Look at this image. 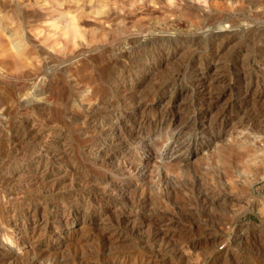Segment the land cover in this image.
<instances>
[{"label":"rangeland","instance_id":"1","mask_svg":"<svg viewBox=\"0 0 264 264\" xmlns=\"http://www.w3.org/2000/svg\"><path fill=\"white\" fill-rule=\"evenodd\" d=\"M223 29L233 37L221 44L213 34ZM161 48L172 56L158 58L159 67L141 76L146 56ZM262 56L264 0H0V233L6 235L0 240V264H264ZM197 72H206L208 80L252 74L249 86L233 87L261 93L236 104L227 90L214 110L225 108L231 121L220 131L210 127L201 141L186 131L189 144L173 146L167 115L178 111L177 123L194 118L198 101L187 95ZM122 84L136 86L145 104L142 115L138 110L130 117ZM171 93L180 96L173 103L167 101ZM159 96H164L161 106ZM107 112L115 115L111 122L129 124L143 135L134 141L125 134L127 144L120 145L129 149L124 163L137 165L131 173L116 169L115 158L103 161L87 149L100 139L91 133L92 121H107ZM140 117L144 121L137 126L133 119ZM119 150L115 147L114 154ZM185 158L182 167L178 160ZM36 166L67 179L53 191L58 200L69 203L65 189L81 185L96 194L89 203L100 212L80 209L73 219L69 204L54 208L44 199L48 226L21 224L23 201L48 190L39 174L29 172L35 183L24 182L31 178L21 172ZM242 170L249 179L241 177ZM62 211L65 225L53 220ZM159 228L167 233L155 236ZM19 235L24 241L10 244Z\"/></svg>","mask_w":264,"mask_h":264},{"label":"bare ground","instance_id":"2","mask_svg":"<svg viewBox=\"0 0 264 264\" xmlns=\"http://www.w3.org/2000/svg\"><path fill=\"white\" fill-rule=\"evenodd\" d=\"M221 5V4H220ZM215 6V5H214ZM219 6V5H218ZM244 6V5H243ZM217 7V6H216ZM216 7H215V9H216ZM222 7H223V5H222ZM221 7V8H222ZM218 8H220V7H218ZM223 9V8H222ZM229 9H230V7H229ZM156 12V11H155ZM225 12V11H224ZM153 14V13H152ZM128 19V18H127ZM259 23V22H258ZM262 23V22H261ZM74 26V25H73ZM76 26V25H75ZM248 26V25H247ZM247 26L245 27V28H247ZM255 26V25H254ZM244 27V26H243ZM249 27V26H248ZM254 29V28H253ZM75 30V29H74ZM240 30H243V28H242V26H241V28H240ZM208 31V30H207ZM233 30H231V32H232ZM235 31V30H234ZM233 31V32H234ZM246 31V30H245ZM94 32V31H93ZM258 32V31H257ZM245 33V32H244ZM206 34V33H205ZM210 34V33H209ZM212 34V33H211ZM260 35V34H259ZM149 37V36H148ZM232 37L233 36H231V34H230V32H229V29H223V30H218V31H216V32H214V34H213V38L214 39H219L220 41H221V44H223V42H225V41H230L231 39H232ZM235 37V36H234ZM258 38V37H257ZM169 39V38H168ZM201 39V38H200ZM110 40V39H109ZM152 40V39H151ZM72 41V40H71ZM219 41V42H220ZM91 42V41H90ZM151 42H153V41H151ZM107 43V42H106ZM146 43V42H145ZM218 43V42H217ZM220 44V45H221ZM217 45V44H216ZM74 46V45H73ZM84 46V45H83ZM72 48V47H71ZM220 48L221 47H217V49H216V51L215 52H218V50H220ZM74 50V49H73ZM71 51V50H70ZM72 52V51H71ZM126 52V51H125ZM73 53V52H72ZM105 53V52H104ZM148 53V52H147ZM172 54H173V52H171V50H169V49H167V48H161V49H159V51L158 52H155L154 53V55L152 54V53H150V54H148L146 57V60H148L147 62H144L143 64H141L140 65V68H141V70H142V74H141V76H147V75H149L150 73H152L154 70H156L158 67H159V65L158 64H155V62H157V60H158V58H162L163 56H172ZM216 54V53H215ZM74 55V54H73ZM126 55V54H125ZM263 55V54H262ZM263 57V56H262ZM94 58V57H93ZM144 60H145V58H143ZM219 59V58H218ZM260 59H261V56H260ZM262 60L264 61V57L262 58ZM218 61V60H217ZM140 63V62H139ZM214 65V64H213ZM210 66V65H209ZM215 67V66H214ZM89 68V67H88ZM208 68V67H207ZM214 69V68H213ZM258 69V68H257ZM256 69V70H257ZM200 71V70H199ZM242 71V70H241ZM80 72V71H79ZM137 72V71H136ZM195 72V71H194ZM237 72V71H236ZM243 72V71H242ZM246 72V71H245ZM244 72V73H245ZM259 73H260V75H264V67H261V68H259V71H258ZM86 75V74H85ZM193 75V74H192ZM210 75V74H209ZM217 75H218V73H217ZM222 75V74H221ZM234 75V74H233ZM250 75H252V74H250ZM250 75H248V74H246V75H243V73L242 74H237V75H235L233 78H224L223 76H221V77H219V78H209L210 80H208V78H207V76H206V72H197V73H195L194 75H193V79H192V81H191V84H192V88H191V94H189V95H187V97H192V98H194L195 100H197L198 101V103L196 104L197 105V107L194 109V118H192L190 121H188V120H184V121H182V122H175L178 118H180V113L178 112V111H172V110H169L170 111V113H169V115H167V122H168V124H169V126L171 127V143L173 144V146H181V145H183V147L184 146H187L188 144H189V140H186L185 138H183L184 137V135H185V133H188V132H186V131H189V132H191V130L194 132L193 134H194V136L195 137H200V141L201 140H204L203 138V136H207L208 137V135H210L211 134V130L214 128L215 130H218V131H220V130H222L230 121H228L227 119H226V116H227V111H226V109L225 108H221V109H219V106H218V110H217V112L214 110V108H215V106L217 105V103L222 99V97H223V95H224V93L227 91V90H229V101L230 102H232V103H240L242 100L244 101V102H247V100L249 99V97H251V99L253 100L255 97H259L260 96V91L259 92H257V90H248L247 88H246V86H245V88H243V89H238L236 86L235 87H233L234 86V84L235 83H243V85L244 84H247V86H249L250 85V83H251V76ZM254 75V74H253ZM256 75V74H255ZM138 76V75H137ZM87 77V76H86ZM210 77V76H209ZM218 77V76H217ZM259 77V76H258ZM88 78V77H87ZM92 78V77H91ZM135 78H136V76H135ZM139 78V77H138ZM254 79V78H253ZM256 80V79H255ZM164 82V81H163ZM160 83V82H159ZM215 83L217 84V83H221L220 85H221V89H220V91H218V92H214V87H215V89H216V86H215ZM156 84H157V82H156ZM162 84V83H161ZM160 84V85H161ZM256 84H257V82H256ZM158 86H160L159 84H157ZM171 85V84H170ZM219 85V86H220ZM157 86V87H158ZM180 86V85H179ZM161 87H162V85H161ZM171 87V86H170ZM176 87V86H175ZM121 92H123L126 96H127V102L128 103H126L127 105L129 104V106H130V108L132 109L131 110V114H132V116H130V117H134L135 115V113H136V111H138L139 110V112H140V114L144 111V108H145V104H144V106H142L143 104L141 103V102H143L144 100H143V98L142 97H139L138 95H136L135 94V91H136V86H134L133 84H122L121 85ZM152 88H153V86H152ZM179 88V87H178ZM154 89V88H153ZM161 89L162 88H157L156 90H155V92L154 93H158V95H160V94H163L162 93V91H161ZM218 89V90H219ZM165 90V89H164ZM163 90V91H164ZM151 91V90H150ZM167 91V90H166ZM169 91V90H168ZM189 91V90H188ZM217 91V90H216ZM190 92V91H189ZM150 94V93H149ZM166 94V93H165ZM174 93H171V94H169V98L167 99V101L169 102V103H173V102H175V99L178 97H180V96H178V94L177 95H173ZM185 94V93H184ZM183 94V95H184ZM123 95V94H122ZM153 95V94H152ZM173 95V96H172ZM150 96V95H149ZM185 96V95H184ZM183 96V97H184ZM124 97V96H123ZM150 97H152V96H150ZM160 98H158L157 99V104L158 105H160V103H162L163 101L162 100H164L163 98H164V96H159ZM186 97V96H185ZM184 97V100L186 99ZM126 99V98H125ZM154 99V98H153ZM258 99V98H257ZM147 100V99H146ZM166 100V99H165ZM187 100V99H186ZM190 100V99H189ZM111 101V100H110ZM151 101V100H150ZM183 101V100H182ZM182 101H180V102H182ZM242 101V102H243ZM167 102V103H168ZM183 102H185V101H183ZM187 102V101H186ZM194 102V101H193ZM123 103H124V101H123ZM191 103V102H190ZM221 103V102H220ZM228 103V102H227ZM99 104V103H98ZM104 104V103H103ZM125 104V105H126ZM146 104H147V102H146ZM164 104H165V102H164ZM106 105V104H105ZM126 105V106H127ZM224 105H225V103H224ZM122 106H124L123 104H122ZM150 106V105H149ZM161 106V105H160ZM221 106V105H220ZM241 106V105H240ZM99 107V106H98ZM104 107V106H103ZM165 107V106H164ZM181 107H182V105H181ZM185 107V106H184ZM225 107V106H224ZM154 108V107H153ZM171 108V107H170ZM107 109V108H106ZM149 109V108H148ZM174 109V108H173ZM190 109V108H189ZM103 110V109H102ZM109 110V109H108ZM122 110H123V108H122ZM128 110V109H127ZM155 110V109H154ZM153 110V111H154ZM181 110V109H180ZM213 110L215 111V112H213ZM238 110V109H237ZM240 110V109H239ZM100 111V110H99ZM107 111V110H106ZM110 111V110H109ZM159 111V110H158ZM193 111V110H192ZM101 112V111H100ZM151 112V111H150ZM184 112V111H183ZM244 112V111H243ZM97 113V112H96ZM144 113V112H143ZM213 113H215V114H213ZM114 114V113H113ZM111 112H107V117H105L106 119H107V121H104V120H101V121H96V120H93L92 121V125L90 126L91 127V133L92 134H95V135H97L100 139H97V140H95V141H93V143L91 144V145H89L88 147H87V149L89 150V154L91 155V156H93V157H95V158H100V159H102L103 161H105V160H110L111 158L113 159V158H115L116 160H117V162H115V165H116V169H118L119 171H122V173H124V175H125V173H131L132 172V170H134L135 168H136V166L137 165H132L131 164V162H129L127 165L124 163V155H123V153H125L126 151V149H128V147H126V148H122V146L120 147V145L122 144V143H126V141H124V137H125V134H126V136H127V138L128 139H131V140H134L135 141V139H139L140 140V138H142L143 137V135H142V133H140V132H133V128L132 129H130L131 128V125H129V124H124V125H119V124H115L114 123V121L113 122H111V120H112V118L114 117V119H115V115H113ZM116 114V113H115ZM166 114V113H165ZM244 114V113H243ZM142 115V114H141ZM161 115V114H160ZM118 115H116V117H117ZM183 116V115H182ZM243 117V116H242ZM104 118V119H105ZM143 118V117H142ZM141 117L138 119H136V118H134L133 120H135V122H137V126H140L142 123H143V121H144V119H142ZM163 118V117H162ZM186 118V117H185ZM160 119V118H159ZM182 119V118H181ZM187 119H188V117H187ZM190 119V118H189ZM240 119V118H239ZM84 120V119H83ZM121 120V119H120ZM125 120V119H124ZM161 120V119H160ZM165 120V119H164ZM234 120V119H233ZM240 120H243V119H240ZM239 120V121H240ZM85 121V120H84ZM128 121H130V120H128ZM238 121V120H237ZM91 122V121H90ZM241 122V121H240ZM239 122V123H240ZM243 122V121H242ZM128 123V122H127ZM148 123V122H147ZM166 123V122H165ZM232 123V122H231ZM230 123V124H231ZM145 125V124H144ZM148 125V124H147ZM146 125V126H147ZM152 125H153V123H152ZM232 125V124H231ZM130 126V128H128ZM166 126H167V124H166ZM159 127H161V126H159ZM169 127V128H170ZM210 127H213V128H210ZM128 128V129H127ZM151 128V127H150ZM167 128V127H166ZM264 129V128H263ZM141 130V129H140ZM152 130V129H151ZM226 130V129H225ZM262 130V129H261ZM154 131V130H153ZM144 132V131H143ZM163 132H165V131H163ZM153 133H155V132H153ZM166 133V132H165ZM168 134V133H167ZM146 135V134H145ZM170 135V134H169ZM169 135H167V136H169ZM200 135V136H199ZM148 136V135H147ZM214 136V135H213ZM217 136V135H216ZM186 137V136H185ZM212 137V136H211ZM126 138V139H127ZM190 139V138H189ZM91 140V139H90ZM209 140V139H208ZM128 141V140H127ZM191 141V140H190ZM130 143V142H129ZM127 144V143H126ZM125 144V145H126ZM124 145V146H125ZM198 145V144H197ZM202 145V144H201ZM123 146V147H124ZM129 146V145H128ZM115 147H119L120 148V150L119 151H121V154H119L118 155V153L117 154H114V148ZM64 149V148H63ZM117 149V148H116ZM129 150V149H128ZM134 150V149H133ZM136 151V150H135ZM140 151V150H139ZM15 152V151H14ZM128 152V151H127ZM138 152V151H137ZM139 153V152H138ZM141 153V152H140ZM136 154V153H135ZM63 155V154H62ZM214 157H219L220 158V160H223L224 159V157L221 155V154H219V153H216V155H213ZM130 157H132V156H130ZM189 157V156H188ZM135 158V157H134ZM114 159V160H115ZM135 160V159H134ZM188 160H189V158H185V159H181V160H178L179 162L181 161V163H182V167H186L187 166V162H188ZM110 162V161H109ZM113 162V161H112ZM111 163V162H110ZM124 164L126 165V166H124ZM214 164V163H213ZM111 165H112V163H111ZM39 166V165H38ZM135 166V167H134ZM144 166V165H143ZM112 169H113V167H111ZM115 169V168H114ZM140 169V168H139ZM138 169V170H139ZM30 170V171H29ZM40 170V169H39ZM64 170H66V169H64ZM77 171V170H76ZM29 172H32L33 174H39L38 175V177L37 178H40V177H42V178H45V179H47V181L45 182L46 183V186L47 187H45L46 189H48L47 191L46 190H44V191H46L45 193H44V195L43 196H40V198H37V199H30V200H24L23 201V203L21 204L22 206H23V208H22V210H21V212H19L21 215H20V217H21V221H20V223L21 224H25V223H27L28 221H30L32 224H33V226L34 227H38V226H42V227H45L47 224H48V219L45 217V214H44V212H45V210H46V206L47 205H44L45 204V202H43V200L45 199H50V200H52L53 201V204H52V207H54L55 208V206H58V204H59V208L61 207L60 206V204L61 205H63L62 207L64 208L66 205V203L67 202H65V200H64V202L63 201H61V199L60 200H58L57 198L59 197V196H57L53 191L54 190H56V188H57V186H59V185H61L63 182H66V178H63V176H61L60 178L61 179H57V177L55 178H53V176L55 175V174H50V173H45L44 174V171L42 170V171H39L38 172V167L36 166V167H34V168H32V169H25V170H23L22 172H21V174H23L22 175V177H24L25 179H27V177H29L30 176V180L29 181H24V182H26V185L28 184L29 186L30 185H32V184H34L35 182L33 181L34 179H32V177H31V174L30 175H27ZM138 172V171H137ZM216 172V171H215ZM63 173H66L65 171H63ZM134 173V172H133ZM67 174V173H66ZM26 175V176H25ZM161 175V174H160ZM247 175H248V172L246 171V170H242L241 171V177L244 179V180H246L248 177H247ZM21 176V175H20ZM67 176V175H66ZM34 177V176H33ZM51 177V178H50ZM124 177V176H123ZM17 178V177H16ZM255 178V177H254ZM104 179V178H103ZM103 179H102V181H103ZM249 179V178H248ZM41 180V179H40ZM72 180V179H71ZM127 180H129V178L127 179ZM126 180V181H127ZM216 180V179H215ZM10 181V180H9ZM101 181V182H102ZM111 181V180H110ZM125 181V180H124ZM131 181V180H130ZM243 181V180H242ZM23 182V183H24ZM72 182V181H71ZM98 182V181H97ZM104 182V181H103ZM129 182V181H128ZM127 182V183H128ZM132 182V181H131ZM41 183V182H40ZM45 183H42V184H44L45 185ZM86 183V182H85ZM116 183V182H115ZM118 183V182H117ZM69 184H71L70 182H69ZM87 184V183H86ZM95 184H97V183H95ZM100 184V183H99ZM107 184H108V182H107ZM120 184V183H119ZM83 185H84V183H83ZM90 185V184H89ZM116 185V184H115ZM217 185V184H216ZM72 186V185H71ZM70 186V187H71ZM77 186V185H76ZM93 186H95V185H93ZM108 186H110V185H108ZM117 186V185H116ZM115 186V187H116ZM218 186V185H217ZM42 187V186H41ZM73 187V186H72ZM100 188H101V186H99ZM103 187V186H102ZM104 187H106V184H104ZM120 187V186H119ZM96 188H98V187H95V189ZM113 189V190H115V188L114 187H107L106 189H104L105 191L106 190H109V189ZM38 189V188H37ZM58 189V188H57ZM89 189V188H88ZM93 189H94V187H93ZM103 189V188H102ZM101 189V190H102ZM118 189V188H117ZM63 190V189H62ZM97 190H99V189H97ZM65 194H64V196L66 197V199H68V201H69V203H67V204H69V207H72V212H71V216H73V219H74V216L76 215V213H78L79 212V210L80 209H82L86 214L87 213H89V212H94L95 210H97V212L99 211V208L98 209H96V208H94L93 207V205L92 204H90L89 203V200H91V198H93V192L91 191V189L90 190H86L85 189V187L83 186H81V185H79V187L77 186L76 188H69L68 187V190H66L65 189ZM100 191V190H99ZM112 191V190H111ZM117 191V190H116ZM9 192H10V194L9 195H13V194H11L12 192H11V190H9ZM109 192V191H108ZM119 192H121V191H119ZM122 192H123V190H122ZM121 192V193H122ZM7 193V192H6ZM14 193V192H13ZM40 193V192H39ZM104 192H102V195H104L103 194ZM107 193V192H106ZM116 193H118V191L116 192ZM59 194V193H58ZM101 194V193H100ZM110 194L112 195L113 194V192L111 193L110 192ZM9 195H7L6 194V196H9ZM40 194H38V196H39ZM42 195V194H41ZM119 195V194H118ZM123 195H125L126 196V193L125 194H123ZM16 196V195H15ZM96 196V194L94 195V197ZM121 196V195H120ZM124 196V197H125ZM64 197V198H65ZM108 197V196H107ZM9 198V197H8ZM8 198H6V199H8ZM13 198V197H12ZM80 198V199H79ZM123 198V197H122ZM205 198H207V196L205 197ZM5 199V200H6ZM14 199V198H13ZM17 199V198H16ZM146 199H148V198H146ZM8 200H10V199H8ZM77 200H79L76 204L77 205H75V203L74 202H76ZM93 200V199H92ZM91 200V201H92ZM123 200H124V198H123ZM12 201V200H11ZM141 201H142V198H141ZM14 202V201H13ZM129 202V201H128ZM137 202V201H136ZM6 203H7V201H6ZM138 203V202H137ZM12 204V203H11ZM73 204V205H72ZM125 204V203H124ZM142 204V203H141ZM140 204V205H141ZM20 205V204H19ZM51 205V204H50ZM55 205V206H54ZM115 205V204H114ZM117 205V204H116ZM83 206V207H82ZM141 206H143V205H141ZM140 206V207H141ZM49 207V206H48ZM134 207V206H133ZM144 207V206H143ZM14 208V207H13ZM102 208V207H101ZM142 208V207H141ZM103 209V208H102ZM1 210V209H0ZM5 210H6V208H5ZM105 210V209H104ZM127 210V209H126ZM17 211V210H16ZM133 211V210H132ZM53 212H59V210L57 209V210H54ZM100 212V211H99ZM128 212V211H127ZM130 212V211H129ZM135 212H137V210H135L134 211V213ZM144 212V211H143ZM63 211H62V213H57L56 215H55V217L53 218V220H60V221H62L63 222V224L65 225V224H67L68 222H67V217L65 216V215H63ZM125 213H126V211H125ZM132 213V212H131ZM148 213V212H147ZM14 214V213H13ZM68 214V213H67ZM124 214V213H123ZM129 214V213H128ZM139 214H141V213H139ZM165 214V213H164ZM146 215V214H145ZM12 216V215H11ZM70 216V218H72ZM120 216V215H119ZM13 217V216H12ZM19 217V216H18ZM66 217V218H65ZM128 217V216H127ZM148 217V216H147ZM106 218V217H105ZM135 218V217H134ZM149 218V217H148ZM166 218V217H165ZM11 219V218H10ZM102 219V218H101ZM100 219V220H101ZM168 219V218H167ZM103 220V219H102ZM116 220L118 221V218H116ZM115 220V221H116ZM121 220H123V219H121ZM129 220V219H128ZM136 220V219H135ZM140 220V219H139ZM7 221V220H6ZM114 221V222H115ZM116 221V222H117ZM125 221V220H124ZM133 221V220H132ZM143 221V220H142ZM157 221H159V220H157ZM169 221V220H168ZM3 222V221H2ZM12 222V221H11ZM121 222H123V221H121ZM60 223V222H59ZM146 224L148 223V224H150L149 222H145ZM62 224V223H61ZM114 224H116V223H114ZM128 223H126V225H124V224H122L121 226H122V228L125 226H128L127 225ZM154 224V223H153ZM161 224H162V222H161ZM111 225V224H110ZM116 225H119V224H116ZM167 225V224H166ZM3 226V225H2ZM32 226V227H33ZM48 226V225H47ZM106 226V225H105ZM130 226V225H129ZM139 226H140V224H139ZM143 226H145V224L143 225ZM151 226V225H150ZM154 226H156V225H154ZM165 226V225H164ZM163 226V227H164ZM195 226V225H194ZM110 227V226H109ZM146 227V226H145ZM158 227V226H157ZM156 227V228H157ZM160 227V226H159ZM172 227V226H171ZM135 228V227H134ZM149 228V227H148ZM151 228V227H150ZM160 228H162V227H160ZM159 228V230H157L156 232H155V236H160L161 234L163 235H165V233H167L165 230H163V229H160ZM168 228V227H167ZM172 228H174V227H172ZM1 229L2 228H0V231H1ZM116 229V228H115ZM128 229H129V227H128ZM146 229V228H145ZM152 229V228H151ZM118 230V229H117ZM116 230V231H117ZM120 230V229H119ZM133 230V229H132ZM152 230H155L154 228L152 229ZM5 231V230H4ZM128 231V230H127ZM146 230H144L143 232H145ZM148 231H150V230H148ZM148 231H146V232H148ZM2 232V231H1ZM32 232V231H31ZM114 232H115V230H114ZM120 232V231H119ZM119 232H118V234H119ZM151 232V231H150ZM149 232V233H150ZM124 233V232H123ZM137 233V232H136ZM140 233H141V231H140ZM170 233V232H169ZM24 235L26 234V233H23ZM132 234V233H131ZM139 234V233H138ZM144 234V233H143ZM171 234H172V232H171ZM22 235V234H21ZM28 236H27V238L28 239H30L31 238V235L30 234H27ZM145 235V234H144ZM163 235V236H164ZM5 236L6 235H4V234H2V233H0V240L2 239V240H5L6 238H5ZM140 236V235H139ZM142 236V235H141ZM154 236V235H153ZM153 236H151V237H153ZM170 236V235H169ZM118 237V236H117ZM150 237V238H151ZM165 237H167V236H165ZM18 239H17V241H15V239H11L12 241H10V244H12V243H14L15 242V244H18V243H20V242H23L24 241V237H22V236H20L19 235V237H17ZM26 238V237H25ZM141 238V237H140ZM168 238V237H167ZM144 239V238H143ZM157 239V238H156ZM161 239H163L162 237L160 238V240ZM171 239V238H170ZM188 239V238H187ZM213 239V238H212ZM152 240V239H151ZM174 240V239H173ZM196 240V239H195ZM105 241V240H104ZM162 241V240H161ZM164 241V240H163ZM167 241H169L168 239H167ZM136 242V241H135ZM150 242V241H149ZM153 242H155V241H153ZM103 243V242H102ZM142 243V242H141ZM187 243H188V241H187ZM197 243V242H196ZM3 244V243H2ZM110 244V243H109ZM190 244V243H189ZM194 244V243H193ZM18 246V245H17ZM108 246V245H107ZM106 246V247H107ZM99 247V246H98ZM184 247V246H183ZM103 248V247H102ZM106 249H108V247L106 248ZM179 249V248H178ZM94 250V249H93ZM109 250H110V248H109ZM81 251V250H80ZM88 252V251H87ZM94 252V251H93ZM98 253H99V251H97ZM107 252H109L108 250H107ZM111 252V251H110ZM121 252V251H120ZM131 252V251H130ZM43 253V252H42ZM76 253V252H75ZM89 253V252H88ZM96 253V252H95ZM112 253H114V252H112ZM36 254H38V252L36 253ZM40 254H41V252H40ZM80 254V253H79ZM83 254H85V253H83ZM91 254H93L92 252H91ZM118 254V253H117ZM125 254V253H124ZM127 254V253H126ZM129 254V253H128ZM154 254V253H153ZM153 254L151 255V256H153ZM82 255V254H81ZM107 255V254H106ZM115 255V254H114ZM130 255V254H129ZM148 255H150V254H148ZM99 256V255H98ZM112 256V255H111ZM147 256V255H146ZM150 256V257H151ZM87 257V256H86ZM48 258V257H47ZM98 258V257H97ZM115 258V257H114ZM146 258V257H145ZM156 258V257H155ZM32 259V258H31ZM38 259H39V257H38ZM42 259H43V257H42ZM55 259V258H54ZM90 259V258H89ZM109 259V258H108ZM151 259V258H150ZM149 259V260H150ZM35 260V259H34ZM27 261V260H26ZM31 261H33V260H31ZM36 261V260H35ZM35 261H33V262H28L29 264H31V263H34ZM52 261V260H51ZM87 261V260H86ZM93 261V260H92ZM91 261V262H92ZM111 261V260H110ZM49 262V261H48ZM88 262V261H87ZM148 262V261H147ZM36 263V262H35ZM58 263V262H57ZM76 263V262H75ZM82 263V262H81ZM25 264V263H24ZM27 264V263H26ZM52 264V263H51ZM54 264V263H53ZM55 264H56V262H55ZM60 264H62L61 262H60ZM92 264V263H91ZM113 264V263H112ZM145 264V263H144Z\"/></svg>","mask_w":264,"mask_h":264}]
</instances>
